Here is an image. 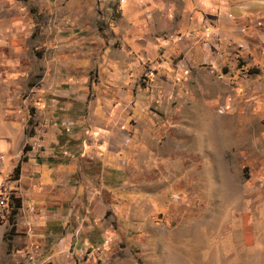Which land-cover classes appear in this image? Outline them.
Segmentation results:
<instances>
[{
  "label": "rangeland",
  "instance_id": "obj_1",
  "mask_svg": "<svg viewBox=\"0 0 264 264\" xmlns=\"http://www.w3.org/2000/svg\"><path fill=\"white\" fill-rule=\"evenodd\" d=\"M253 2L231 39L179 0H0V264H264Z\"/></svg>",
  "mask_w": 264,
  "mask_h": 264
},
{
  "label": "crops",
  "instance_id": "obj_2",
  "mask_svg": "<svg viewBox=\"0 0 264 264\" xmlns=\"http://www.w3.org/2000/svg\"><path fill=\"white\" fill-rule=\"evenodd\" d=\"M163 1L168 2L170 0H163ZM236 1L237 2L233 3L232 7H229L228 0H179V2L185 4V10L183 9V12L181 11V14H179L178 25L185 30H192V29L203 27L205 24H209L210 22H212L216 24V30L211 31L210 33L211 37L212 36L214 37L224 36V37H230L231 39H233L235 36L239 35L238 33L239 31L240 32L244 31L242 30V28H247V29L251 28L250 27L251 25L247 23V25H245L246 27L242 26L241 29L237 28V31H235V27L233 25L234 20L243 21L246 18H255L254 8L260 5V3L253 2V0L252 2L246 1V3L240 2L239 0H236ZM230 11H231L230 14H226L227 12H230ZM215 13L217 14L215 15ZM246 13H249L250 15L248 14L246 15ZM136 15L134 14L132 19H134ZM251 21L255 22L254 20H251ZM225 26L230 27V32L223 30ZM126 28L127 29L129 28L130 30L131 28H133V24L131 23V21L126 23ZM199 35L201 34L198 33L195 36H193V38H196V36H199ZM50 127H53V125H50ZM44 128H47V126L44 125ZM31 156H32V153L27 152L25 155L23 154V156L21 157L24 159L20 160V162L21 161L28 162ZM23 169H24L23 166H21V171ZM47 179H49V176H48V173H45V175L42 176L41 182L39 183L38 186H40L41 188H44V185H48V184L49 186L52 185V182H47ZM37 180L38 179L34 180L35 183L38 182ZM57 181L58 179L56 178L53 183H56ZM30 188H29L30 192H26L27 194H30L31 196H40L39 194L40 192L37 191L38 187L36 190L35 189L36 187L32 189V186L30 185Z\"/></svg>",
  "mask_w": 264,
  "mask_h": 264
},
{
  "label": "built area",
  "instance_id": "obj_3",
  "mask_svg": "<svg viewBox=\"0 0 264 264\" xmlns=\"http://www.w3.org/2000/svg\"><path fill=\"white\" fill-rule=\"evenodd\" d=\"M14 179H6V170H4V157L0 152V220L3 218V209L6 206L5 190Z\"/></svg>",
  "mask_w": 264,
  "mask_h": 264
},
{
  "label": "trees",
  "instance_id": "obj_4",
  "mask_svg": "<svg viewBox=\"0 0 264 264\" xmlns=\"http://www.w3.org/2000/svg\"><path fill=\"white\" fill-rule=\"evenodd\" d=\"M24 148H25V145L23 146V150H24ZM22 159H24V158H20V160H22ZM18 168H19V163L17 162V164L14 166V175H16L17 173H18ZM15 207H18V205H19V202H18V199L17 198H15Z\"/></svg>",
  "mask_w": 264,
  "mask_h": 264
},
{
  "label": "bare ground",
  "instance_id": "obj_5",
  "mask_svg": "<svg viewBox=\"0 0 264 264\" xmlns=\"http://www.w3.org/2000/svg\"><path fill=\"white\" fill-rule=\"evenodd\" d=\"M6 179H7V174H6ZM7 189H8V186L6 187V190H5V201H6V206H7V202H8V201L6 200V192H7ZM6 206H5V207H6ZM5 207H4V209H3V218L5 217ZM3 218H2V219H3Z\"/></svg>",
  "mask_w": 264,
  "mask_h": 264
}]
</instances>
